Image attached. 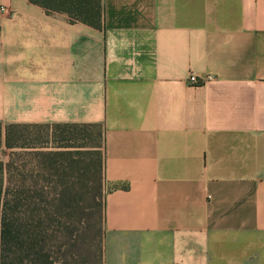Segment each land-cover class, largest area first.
I'll list each match as a JSON object with an SVG mask.
<instances>
[{
  "label": "crops",
  "instance_id": "1",
  "mask_svg": "<svg viewBox=\"0 0 264 264\" xmlns=\"http://www.w3.org/2000/svg\"><path fill=\"white\" fill-rule=\"evenodd\" d=\"M0 122L101 126L103 264H264V0H0Z\"/></svg>",
  "mask_w": 264,
  "mask_h": 264
},
{
  "label": "trees",
  "instance_id": "2",
  "mask_svg": "<svg viewBox=\"0 0 264 264\" xmlns=\"http://www.w3.org/2000/svg\"><path fill=\"white\" fill-rule=\"evenodd\" d=\"M29 1L48 14L103 27L104 0ZM37 126L0 122V264H103V140L92 151L38 144L25 135Z\"/></svg>",
  "mask_w": 264,
  "mask_h": 264
},
{
  "label": "rangeland",
  "instance_id": "3",
  "mask_svg": "<svg viewBox=\"0 0 264 264\" xmlns=\"http://www.w3.org/2000/svg\"><path fill=\"white\" fill-rule=\"evenodd\" d=\"M25 135L26 137H29L31 135L29 137V141L34 139V142L38 144H45L48 141L52 144H56L57 142H59V144L63 143L66 145H71V149L92 151L98 149L101 145L102 128L98 125L77 127L39 125L37 127L26 130ZM55 138L58 140H56ZM30 158L31 157L29 156L26 160H30Z\"/></svg>",
  "mask_w": 264,
  "mask_h": 264
},
{
  "label": "built area",
  "instance_id": "4",
  "mask_svg": "<svg viewBox=\"0 0 264 264\" xmlns=\"http://www.w3.org/2000/svg\"><path fill=\"white\" fill-rule=\"evenodd\" d=\"M1 9L3 10V11H9V9H7V8H5V7H1ZM212 79H214V77H212V76H208V77H206L205 78V81H209V80H212ZM199 78L196 76V75H194V74H192L190 77H189V81H190V83H192V84H197L198 82H199Z\"/></svg>",
  "mask_w": 264,
  "mask_h": 264
}]
</instances>
